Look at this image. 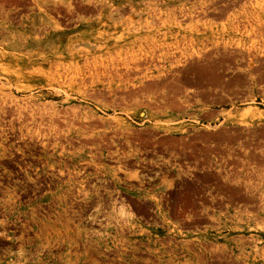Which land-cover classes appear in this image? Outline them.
<instances>
[{"label": "rangeland", "instance_id": "374dc122", "mask_svg": "<svg viewBox=\"0 0 264 264\" xmlns=\"http://www.w3.org/2000/svg\"><path fill=\"white\" fill-rule=\"evenodd\" d=\"M0 264H264V0H0Z\"/></svg>", "mask_w": 264, "mask_h": 264}]
</instances>
